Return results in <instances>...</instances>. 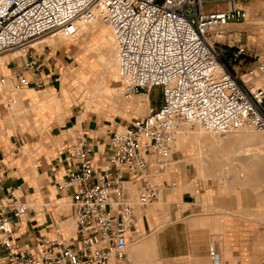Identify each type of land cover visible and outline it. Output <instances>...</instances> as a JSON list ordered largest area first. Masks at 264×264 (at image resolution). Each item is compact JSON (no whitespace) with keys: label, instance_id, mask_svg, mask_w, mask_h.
Instances as JSON below:
<instances>
[{"label":"built area","instance_id":"1","mask_svg":"<svg viewBox=\"0 0 264 264\" xmlns=\"http://www.w3.org/2000/svg\"><path fill=\"white\" fill-rule=\"evenodd\" d=\"M244 0H0V55L24 49L13 72L15 90L25 88L26 71L44 62L34 44L44 36L72 38L81 27L101 20L117 49V76L126 99L161 88L162 104L149 105L116 131L106 161L96 164L85 142L71 148L74 170L58 184L71 190L78 247L67 239L38 236L35 250L13 251L15 221L26 203L0 207V264H111L129 261L128 234L136 223L127 195L132 175L161 176L174 152L176 133L196 125L221 137L242 128L264 129V89L250 86L264 73V60L244 72H232L224 60L247 56L243 44L218 52L215 43L226 28L246 21ZM6 78L0 74V86ZM42 87V83L37 84ZM16 100H12L15 102ZM147 182L137 197L147 205L157 197ZM11 194L14 197L13 189ZM210 264H222L215 244ZM264 264V259L259 263Z\"/></svg>","mask_w":264,"mask_h":264},{"label":"crops","instance_id":"2","mask_svg":"<svg viewBox=\"0 0 264 264\" xmlns=\"http://www.w3.org/2000/svg\"><path fill=\"white\" fill-rule=\"evenodd\" d=\"M40 43L34 49L44 65L26 71L29 83L22 90L13 87V72L21 68L20 54H6L0 69L6 78L0 86V207L17 202L28 206L26 214L15 221L13 251L35 250L38 236L67 239L78 247L71 190L58 188L74 170L71 148L85 142L96 164L102 166L112 135L135 116L144 115L138 110L142 93L130 103L119 100L116 105L96 104L83 94L84 84L78 85L73 74L88 65L90 53L83 45L58 38L53 44ZM80 58L87 60L82 67ZM115 95L108 97L114 100ZM148 101L159 107L162 96L152 95ZM185 156L183 148H174L164 174L128 179L127 195L136 214L134 230L128 234L129 261L111 264H210L211 244L228 264H257L262 259L263 252L245 260L239 256L238 260L224 259L227 253L237 252L243 232L248 231L245 220L228 214L236 210L238 200L240 208H245L244 199L218 196L210 178L199 176L195 164ZM147 182L156 184L157 197L139 205L137 197ZM251 242L245 244L259 246Z\"/></svg>","mask_w":264,"mask_h":264},{"label":"rangeland","instance_id":"3","mask_svg":"<svg viewBox=\"0 0 264 264\" xmlns=\"http://www.w3.org/2000/svg\"><path fill=\"white\" fill-rule=\"evenodd\" d=\"M242 3H243V7L248 12V18L246 19V21L230 24L225 31L226 38L219 40L215 43L218 52H220L224 48H229L228 46L232 47L239 43L247 47L248 55L244 56L241 61L229 62L227 60H224L225 63L228 65V68L234 73L235 71H237L238 73L244 72L247 68L255 66L259 61L264 60V0H244ZM101 23L104 29L106 30V34L108 35L107 31L108 30L110 31V29L106 26L105 23L103 22ZM46 37L47 36H44L43 38L39 39L38 42L34 44V46L37 47L38 46L37 44L40 43V40ZM58 37L62 38L60 34H58L57 38ZM102 40H103V36L101 34H94L93 37L87 40L78 39L77 42L70 40L65 41L68 44L74 46L81 44L84 47L83 50L90 53L88 55L89 62L88 65L85 67V69L80 71V69L77 68L73 71L75 81L78 83V85L81 83L84 84L83 94H85V96L88 97L89 99L91 98L96 104H98V102H103V103L106 102L108 105H110V102H113L115 103L113 105H116V102H118L119 100H123V101L128 100V102L134 100L137 94L132 99H124L121 93H116L115 97H113L114 100H111L108 97V93H106L103 87L98 88L99 91L96 92L97 94L94 92V89L98 86L101 80L103 70H102L101 60L97 59L99 57L98 54L96 52H91L89 49L91 47L94 48L98 47ZM41 44L42 43H40L39 45ZM110 45H112L115 49L112 55L114 54L115 56H117L118 53H117V49L115 48V43L113 41V38L110 41ZM77 49L78 48L76 47L75 50ZM1 55H6V53ZM80 60H81L80 61L81 67L87 63V60L85 58L83 59L80 58ZM113 69L115 73H117V65H115ZM263 79H264V73L256 77L250 86L257 87L254 84L257 83L258 81H262ZM118 83L119 82L115 80H113L112 82L114 86L119 85ZM258 87L264 89V85L263 86L259 85ZM1 89L2 88L0 87V90ZM161 94H162L161 88L157 87L151 90L149 96L145 94H141V97H147V101H148L149 99L151 100L152 95L153 97L156 95L157 97L161 98L162 96ZM149 105L155 106L153 103H149L148 101V104L142 105L141 108H139L138 110L144 115H146ZM114 108L115 107H112V109ZM136 114H138V112ZM141 116L137 115L135 117H141ZM247 129L251 134L260 132V130H256V129H251V128H247ZM239 133L240 132H234V134L232 133L230 135H239ZM217 139L223 140L224 141L223 143L229 141L228 136L221 137L214 132L204 131L196 125H183L181 129L176 133L174 140L175 142L174 148L175 149L183 148L185 150V153L187 154V156H185V159L188 160V162H191V164H195V167L199 172V176L204 178H210L212 184L217 189L216 194L218 196L228 195L230 196V198H234V199L243 197L242 199H244L245 208L243 209L240 208L242 202L238 200L236 202L238 209L236 208V210L234 211L232 210L228 214H232V216H229L230 218L235 217L237 219L245 220L244 223L248 225L246 226L248 233L243 232L244 234L243 238L238 242V247L236 248L237 252L227 253L224 259L227 258V260L229 261H233L234 259L238 260V256L240 258H243L244 260L245 258L246 259L255 258L257 252L264 253V222L262 221L258 222L253 219L256 216L253 215L254 212L261 207L259 204L258 196H256V193L258 190L261 189L262 185L259 183L257 184V182L255 183L251 181L250 172L255 173V170L247 169L244 166V161L240 160L242 158H237L234 155L236 153L235 150L237 145L243 146L244 144L245 148L243 147V150L249 152V154L247 156H243V158L247 160L250 157L257 156V160L255 159L253 161V164L259 163L263 165L262 168L264 171V138L263 139L246 138L245 140L240 138V136H238L236 143L230 144L231 147L230 146L224 147L225 145L221 147L216 146L214 140ZM200 150H202L203 152L202 153L203 158H198V152ZM230 156L232 159H230ZM255 161H257V163ZM245 238L247 240H244ZM250 241H253L251 242V244L258 242L259 246L249 248L246 244H249ZM251 250L252 253L250 254L249 251ZM263 259H264V255L257 264H259ZM221 262L222 264H228L227 261L225 262L221 261ZM237 262L238 261H236V263Z\"/></svg>","mask_w":264,"mask_h":264},{"label":"bare ground","instance_id":"4","mask_svg":"<svg viewBox=\"0 0 264 264\" xmlns=\"http://www.w3.org/2000/svg\"><path fill=\"white\" fill-rule=\"evenodd\" d=\"M101 22H102L101 20H98L97 22H94V23H92L90 25H85V26L81 27L79 29V31L74 35L73 38H68L67 39V38H64V37L61 36L62 38L58 37V39L59 40H63V41H67V40L69 41L70 40V41H76L77 42L78 39L87 40V39L93 37L94 34H101L103 36V40L101 41V43H100V45L98 47H96V48L91 47L89 49L91 52H96L98 54L99 57L97 59L101 60L102 70H103V74H102L101 80H100L98 86L94 89V92L96 93L97 91H99L98 88L103 87V89L106 91V93H108V95L112 97L116 93H121L120 85H117V86L115 85L114 86L112 84L113 80L118 82L117 73H115V71L113 69L114 66L117 65V56H115L114 54L112 55V53H114L115 49H114V47L112 45H110V41L112 40L113 37H112V35H111L109 30L107 31L109 36L106 34V30L104 29V27H103ZM57 36H58V34H57ZM57 36L56 35H48L46 38L40 40V42L47 41V43L53 44L57 40ZM115 48H116V46H115ZM24 52H25L24 49H19V50L13 51V55H17V54L21 55V54H24ZM4 63H5V55H0V69H1V66ZM254 85H256L257 87L259 85L263 86L264 85V79L262 81H258ZM96 94H94V95H96ZM138 98H139V102H140V108H141L142 105L148 104L147 97H138ZM131 101H133V100H131ZM131 101H129V103ZM238 132H240L239 135H230L229 134L228 135V138H229L228 142L226 141L225 143H223L224 141L220 140V139L214 140V142L216 143V146H220L221 147V146L225 145L224 147H226V146H230L231 147L230 144H235L238 136H240V138L245 139V140H246V138H250V139H253V138L263 139L264 138V130L263 131L260 130V132H256L254 134H251V133H249L247 128H242ZM244 146H245L244 144H243V146L242 145L241 146L237 145L238 148L236 147V150H235L236 153H235L234 156L237 157V158H242L240 160L244 161V166L247 169L255 170V173L254 172L253 173L250 172L252 174V175L250 174L251 181L255 182V183L257 182V184L259 183V184L262 185L261 189L258 190L257 193H256V196H258L259 204H260L261 207L258 208L254 212L253 215H256V216L253 219L255 221H258V222H261V221L264 222V207H263L264 206V171H263V168H262L263 165H261L259 163L258 164H255V163L253 164V161L255 159L257 160V156L250 157L247 160L244 159L243 156H247L249 154V152H246V151L243 150ZM224 149H226V148H224ZM234 149H235V147H234ZM232 151H234V150H232ZM202 153H203L202 150H200L198 152V158H203ZM232 157H233V155H232ZM230 159H232L231 156H230ZM234 160H236V159H234ZM255 162L257 163V161H255Z\"/></svg>","mask_w":264,"mask_h":264}]
</instances>
